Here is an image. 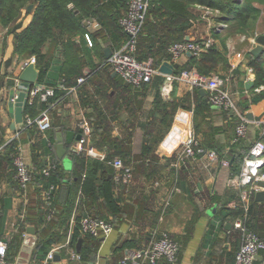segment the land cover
<instances>
[{
    "label": "crops",
    "instance_id": "1",
    "mask_svg": "<svg viewBox=\"0 0 264 264\" xmlns=\"http://www.w3.org/2000/svg\"><path fill=\"white\" fill-rule=\"evenodd\" d=\"M28 6H32L30 11H27ZM28 6L10 26L0 24V241L5 242L8 247L13 237L20 240L12 263L134 264L130 257L132 251H145L152 240L167 236L179 246L176 264H233L241 243V233L233 227L234 220L238 218L222 220L221 212L224 209L235 211L242 206L244 189L232 184L242 167L238 160L241 157L244 159L255 141L261 140L264 143V84L254 87L256 74L250 64L251 59L264 49L263 47L257 55L251 54L258 46L257 39L264 37V4L255 5L259 13L254 21V29L247 38H239L232 33L231 23L224 22L218 11L216 14V10L209 9L210 13H205L201 10L204 7L200 6L190 9L189 27L181 34L185 42H209V48L213 47L221 54L225 61H218L215 72L210 76H215L222 82L229 96H233L240 114L245 117L251 114L253 118L248 119L246 137L235 147H230L229 142V137L234 134L233 122L224 110L209 104L207 91L202 95L200 89L195 91L182 82L168 85L165 82L167 74L159 72L164 63L177 65L173 74L178 68L189 67L191 54H183L178 61L170 58L162 63L147 86L135 90L112 73L108 64L100 65L99 53L102 52L104 61H107L105 50L109 49L111 54L114 50L107 41V33L100 30V26L91 18L83 23L90 35H87L89 39L95 33H101L93 47L91 41V46L85 43L86 39L85 42L79 37L73 40L78 46L77 59L81 74L87 78L86 83L78 89V85L65 88L58 83V88L66 93L50 112L51 127L48 132L42 135L36 129L26 130L23 126L27 118L24 108L23 121L17 123L15 103L10 102V97L14 90L13 79H19L22 62L35 58L20 57L14 48L17 34L32 20L35 6ZM18 24L21 27L14 30ZM48 49L49 43L45 45L43 52L47 54ZM56 59L61 60L62 56L56 53ZM261 66L264 72V61ZM34 67L39 77L36 59ZM248 84L252 86L247 88ZM157 97L161 99L158 106ZM204 105L209 106L208 111L199 110ZM163 109L170 114L168 126L161 123ZM195 109L199 110L198 115H195ZM41 110L35 109V115ZM82 123L89 131L88 144L99 156L91 158L102 162L106 156L120 152L116 151L120 147L125 154L120 152L115 157L132 163L135 166L134 176L122 188L119 185L121 182L115 179L114 168L110 165L106 169L109 181L114 183L111 199L121 209L115 219L114 215L107 214L112 220V231L108 236L100 238L93 261L82 263L72 260L70 254L79 253L76 244L75 251L65 249L68 258L59 255L58 262L47 261L45 258L42 262L34 263L31 261V254L37 241L40 213L44 207L42 190L34 183L26 190L20 187L15 177L14 165L5 156L6 148L14 143L16 152H21L30 169L33 165L42 166L50 160L47 152H55V138L59 132L64 140L66 155L64 162H58L66 173H70L73 166L69 156L76 153L72 150L81 136ZM148 132L151 133L150 136L147 135ZM189 134H193L211 150L217 151L221 159L228 161V166L210 162L205 157L179 161L174 154L175 146ZM149 137L152 147L144 156V141ZM144 158L153 162L145 163L148 160L145 161ZM260 171L264 173V166ZM64 188L65 199H79L78 194L75 195V189L69 192V188ZM262 191L264 188L259 187V192ZM255 194L248 205L253 201L255 218L263 227L258 236L264 240V199L257 201ZM63 199L59 196L55 204L59 210L62 209L61 203L65 201ZM103 202L99 199L93 203L90 198L84 197V206L91 211L94 210V205L104 208ZM72 223L73 220L64 242L51 249L68 245ZM28 228H33L35 232V244L30 254L22 250ZM125 241H133L138 247L127 249L122 245ZM258 256L261 260L255 259L254 264H264L263 255L260 253ZM136 264L149 263L141 258ZM158 264L167 263L162 260Z\"/></svg>",
    "mask_w": 264,
    "mask_h": 264
},
{
    "label": "trees",
    "instance_id": "2",
    "mask_svg": "<svg viewBox=\"0 0 264 264\" xmlns=\"http://www.w3.org/2000/svg\"><path fill=\"white\" fill-rule=\"evenodd\" d=\"M29 4L34 5L35 10L30 24L17 34L14 41L15 53L23 58L35 56L36 66L39 70L37 83L54 90L53 97L47 102H40L35 98L32 105L27 102L24 104V115L33 119L37 116L35 115V109L43 110L47 108L51 112L65 96L66 91L59 89L58 83L65 88L78 85L76 86L77 89L86 83L87 78L81 74L80 63L77 59L78 46L73 41L75 37L83 39L84 42L86 41L85 35H89L83 24L86 19H93L100 26V30L102 29L107 33V41L111 44V49L114 51L126 42L127 35L122 30L119 20L126 15L128 0H0V24L4 27L10 26ZM261 4H264V0H148L147 14L137 36L135 57L140 62L152 59L156 68L168 61L171 58L168 52L170 46L185 42L181 34L189 27L190 9L196 6L218 11L224 22L231 23L230 30L232 33L239 38H247L254 29V21L259 13L255 5ZM100 35L95 33L90 37L92 47L96 38ZM47 43L53 45L54 50L45 54L43 48ZM198 43L201 44L202 42ZM56 53L62 56L61 60L56 59ZM99 58L101 66L107 65L102 52L99 53ZM218 61L224 62L225 60L213 47H208L199 57H191L189 67L178 68L175 74H180L184 70L195 69L203 76H210L215 72V65L216 63L218 64ZM263 61L264 49L261 54L250 61L256 74L254 87H260V85L264 84V72L261 66ZM79 78H84L82 84L77 83ZM146 86L147 84H143L139 87L132 86V88L140 90ZM194 90L196 91V88ZM260 95L261 93L258 96ZM160 101L161 99L157 97L156 106L161 103ZM255 101L257 102V100ZM204 107L199 108V110H209L208 105H204ZM199 110L195 109V115H198ZM225 112L227 117L233 122L234 134L229 137V142L230 147H235L241 141L232 143L238 118L233 111L226 110ZM169 117L170 114L163 109L161 123L168 126ZM23 126L26 130L35 129L34 127H26L24 123ZM147 135L150 136L151 133L148 132ZM146 139L142 153L144 156L150 152L152 147L150 145L152 143L150 137ZM200 145L205 150L215 151L211 150L202 141ZM6 150L5 156L13 164L14 158L18 155L15 144H10ZM118 150L125 154L120 147L116 148V151ZM120 152L106 156L102 162L82 153H71L69 157L73 168L70 173L65 172L53 151L47 152L50 160L42 166L33 165L31 183L36 184L42 191L47 190L50 186H54L55 190L50 194L49 204L43 201L44 207H42L43 210L40 213L38 237L31 254L32 262L44 261L52 247L64 242L71 220H73V228L69 236V243L66 247L59 250V255L68 258L65 249L75 251V245L81 239V248L77 254L80 258L79 261L82 263L93 261L101 237H94L84 233L82 231V220L91 218L111 225L112 220L107 217V214L114 215V219L117 218V213H119L121 208L115 204V200L111 199L114 194L113 190L111 192L114 183L112 184L109 181L106 169L110 167L108 163L116 158L115 155L119 156ZM215 152L221 159V155L217 151ZM144 159L145 161L148 160V162L144 161L145 163L153 162L151 159ZM238 161L243 163V158H239ZM123 163L132 169V179L135 173V166L128 161ZM48 164H51L53 168L49 176L44 177L41 171ZM119 185L122 188L126 186L121 183ZM64 187L69 188V192L75 189V192H77L75 195L78 194L79 199H65ZM59 196L65 200L61 203L62 209L60 210L55 205ZM84 197L90 198L93 203L102 199L104 208L101 205H94V210H89L88 207L84 206ZM119 197L122 196L120 195ZM117 200L119 201V199ZM253 204L252 201L246 213L242 207L235 211L224 209L221 212V219L240 218L246 215L245 226L258 235L259 230L263 227L255 218ZM21 231H24V229ZM8 245L7 261L9 264H13V257L18 252L20 240L13 237L12 243H8ZM122 245L127 249L138 247L133 241H125ZM261 254L264 257V251ZM69 262L72 263L71 261Z\"/></svg>",
    "mask_w": 264,
    "mask_h": 264
},
{
    "label": "built area",
    "instance_id": "3",
    "mask_svg": "<svg viewBox=\"0 0 264 264\" xmlns=\"http://www.w3.org/2000/svg\"><path fill=\"white\" fill-rule=\"evenodd\" d=\"M241 1V0H238ZM148 9V0H128L126 15L119 20V24L127 35L126 42L117 50L112 52L107 60L110 70L115 75L119 76L124 82L134 87H139L149 83L154 75L158 73V68L154 67L152 59L146 61H138L135 57L137 36L144 23ZM209 10V9H208ZM217 14V11H216ZM225 26V25H224ZM85 39L91 46L90 39L85 35ZM210 46L209 42H184L176 43L168 49L170 57L173 61L186 53L192 57H199ZM35 63V58L22 62L20 69L23 70L29 64ZM14 90L10 97V102H16L20 92L25 93L24 104L27 102L32 105L33 100L37 98L40 102H47L54 95V90L42 84H35L24 88L18 78L13 79ZM84 78L77 80L78 84H82ZM165 82L169 85L173 82H182L191 88L203 89L208 92V101L213 107L224 111H233L237 118L238 124L235 128V136L232 143H237L244 139L248 129V119L245 115L240 114L229 94L223 88L222 82L215 76H203L195 69L184 70L180 74L167 75ZM166 88V87H165ZM259 91V90H257ZM26 127H34L36 131L45 135L51 127L50 110H41L35 118L27 117L24 120ZM81 136L75 144L76 152L85 154L86 156L99 158L94 149L88 144L89 131L85 124L80 125ZM264 131V128H263ZM175 146L174 154L179 161L184 162L185 159L194 160L196 158L205 157L210 162H218L224 167L228 166V161L220 159L215 151H208L201 147L198 139L189 134L186 138L180 139ZM103 159V157H102ZM15 177L23 190L29 186L32 180L31 169L24 160L21 152L14 158ZM110 164L115 172L117 182L126 184L132 177V169L125 166L124 163L115 158L110 161ZM264 166V143L261 140L254 142L248 154L244 157L239 175L233 179L232 184L244 189L242 194V208L245 213L248 211V201L259 191V182H264V173H261V168ZM52 165L48 164L42 169L41 174L48 177L52 169ZM54 186H50L47 190L42 191V199L46 204L50 202V194L54 191ZM247 216L244 215L234 220L233 227L241 233V243L235 254L233 264H253L256 256L264 251V240L251 232L246 226L245 221ZM82 231L94 237H106L112 231V226L103 221H96L91 218L82 220ZM66 245L55 247L50 250L46 256V260H53L54 255ZM7 244L0 241V264H9L7 261ZM179 252L178 244L167 236L158 240H152L145 251H132L130 253L131 260L134 264L141 258L148 261L149 264H158L160 261H165L167 264H176ZM70 258L74 261H79V256L75 253L70 254ZM121 264H126L125 262Z\"/></svg>",
    "mask_w": 264,
    "mask_h": 264
},
{
    "label": "water",
    "instance_id": "4",
    "mask_svg": "<svg viewBox=\"0 0 264 264\" xmlns=\"http://www.w3.org/2000/svg\"><path fill=\"white\" fill-rule=\"evenodd\" d=\"M32 8V6H28L27 7V11H30ZM21 24H18L17 26L14 27V30L17 28H20ZM258 42V46L255 47L252 51L251 54L253 55H257L259 54L263 47H264V37L261 36L257 39ZM105 58H109L111 55V51L109 49L105 50ZM174 68H177V65L171 66L168 63H164L160 68H159V72L167 74V75H172L173 74V70ZM37 78H38V72L36 71L35 67L33 64H29L27 67H25L22 71L21 74L19 76V80L21 81V85L24 88L29 87L30 85H33L37 82ZM250 86H252V84H248L246 85L247 88H249ZM200 94L204 95L207 92L203 89H200ZM24 100H25V93L24 92H20L18 94L17 100L15 102V120L17 123H22L23 121V108H24ZM247 119H253L251 114H247L246 115ZM79 139V138H78ZM73 152H76V148L74 147ZM55 154L56 157L59 161L64 162L65 161V155H66V151L64 148V140L62 138L61 133H57L56 134V138H55ZM258 186L260 188H264V183L263 182H259ZM255 199L257 201L259 200H263L264 199V191L262 192H257L255 194ZM35 232L33 228H28L27 229V237L24 240V245L22 250L27 252L28 254L31 253L32 248L35 244ZM262 236V235H261ZM81 239L78 241L77 245H76V249L79 252V248L81 245ZM256 259L261 260L260 256H256ZM53 261H60V256L59 253L57 252L54 257H53ZM17 264H26V263H22V262H18Z\"/></svg>",
    "mask_w": 264,
    "mask_h": 264
},
{
    "label": "rangeland",
    "instance_id": "5",
    "mask_svg": "<svg viewBox=\"0 0 264 264\" xmlns=\"http://www.w3.org/2000/svg\"><path fill=\"white\" fill-rule=\"evenodd\" d=\"M202 11H204L205 13H210V11L208 10V9H206V8H203V9H201ZM101 34L100 32H97L96 34ZM53 50H54V48H53V45H51V44H49V49H48V52L47 53H51V52H53ZM111 56V55H110ZM226 72H228V71H226ZM229 88V86L227 87V89ZM257 89H259V88H257ZM256 89V90H257ZM230 98H231V100H232V102L234 103V105H235V102H234V100H233V96L230 94ZM236 107V106H235ZM261 220V219H260Z\"/></svg>",
    "mask_w": 264,
    "mask_h": 264
}]
</instances>
